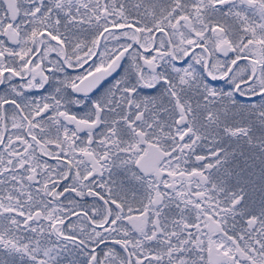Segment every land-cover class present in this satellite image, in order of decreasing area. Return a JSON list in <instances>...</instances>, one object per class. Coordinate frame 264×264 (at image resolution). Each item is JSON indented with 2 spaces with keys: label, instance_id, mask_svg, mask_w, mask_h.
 Listing matches in <instances>:
<instances>
[{
  "label": "snow or ice",
  "instance_id": "snow-or-ice-1",
  "mask_svg": "<svg viewBox=\"0 0 264 264\" xmlns=\"http://www.w3.org/2000/svg\"><path fill=\"white\" fill-rule=\"evenodd\" d=\"M0 264H264V0H0Z\"/></svg>",
  "mask_w": 264,
  "mask_h": 264
}]
</instances>
